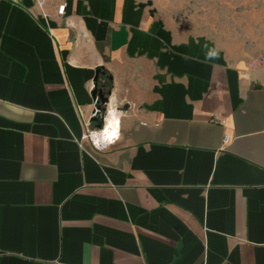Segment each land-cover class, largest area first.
<instances>
[{
	"label": "crops",
	"instance_id": "crops-1",
	"mask_svg": "<svg viewBox=\"0 0 264 264\" xmlns=\"http://www.w3.org/2000/svg\"><path fill=\"white\" fill-rule=\"evenodd\" d=\"M252 62L141 0H0V264H264Z\"/></svg>",
	"mask_w": 264,
	"mask_h": 264
},
{
	"label": "rangeland",
	"instance_id": "rangeland-1",
	"mask_svg": "<svg viewBox=\"0 0 264 264\" xmlns=\"http://www.w3.org/2000/svg\"><path fill=\"white\" fill-rule=\"evenodd\" d=\"M141 1L200 35L242 44L253 64H264V0Z\"/></svg>",
	"mask_w": 264,
	"mask_h": 264
},
{
	"label": "water",
	"instance_id": "water-1",
	"mask_svg": "<svg viewBox=\"0 0 264 264\" xmlns=\"http://www.w3.org/2000/svg\"><path fill=\"white\" fill-rule=\"evenodd\" d=\"M106 74L102 69H98L96 71V76L94 78V89L91 93L92 100L96 104L95 113L96 117L93 118L92 122L96 125V130L101 131L105 126L104 116L108 114L109 105H110V97L112 95L111 91H107L104 86L100 84V78L104 77Z\"/></svg>",
	"mask_w": 264,
	"mask_h": 264
},
{
	"label": "built area",
	"instance_id": "built-area-1",
	"mask_svg": "<svg viewBox=\"0 0 264 264\" xmlns=\"http://www.w3.org/2000/svg\"><path fill=\"white\" fill-rule=\"evenodd\" d=\"M40 7L42 8V4H40ZM65 10H66V5H63L61 7H59L58 9V14L60 16H64L65 15ZM263 63H264V60H263ZM261 65V64H260ZM261 66H264L261 65ZM96 105V104H95ZM97 115V114H96ZM109 115V112L107 114V116ZM106 118H104L105 120V125H106ZM120 121V120H119ZM120 127H121V123L119 124V130H118V133H117V136L116 137H113L112 139L110 140H102L101 139V131H98V130H94V131H89L86 136L84 137V139H87L91 142V144L93 145V147L97 150V151H103V150H106L108 147L112 146L115 144L116 141H118L119 137H120ZM105 128V126H104ZM103 128V129H104ZM226 143L229 142V138H226Z\"/></svg>",
	"mask_w": 264,
	"mask_h": 264
},
{
	"label": "bare ground",
	"instance_id": "bare-ground-1",
	"mask_svg": "<svg viewBox=\"0 0 264 264\" xmlns=\"http://www.w3.org/2000/svg\"><path fill=\"white\" fill-rule=\"evenodd\" d=\"M119 124L120 121L116 116V112L114 109H112L106 118L105 128L101 131V139L110 140L113 137H116L119 130Z\"/></svg>",
	"mask_w": 264,
	"mask_h": 264
},
{
	"label": "clouds",
	"instance_id": "clouds-1",
	"mask_svg": "<svg viewBox=\"0 0 264 264\" xmlns=\"http://www.w3.org/2000/svg\"><path fill=\"white\" fill-rule=\"evenodd\" d=\"M212 55H215V53H212Z\"/></svg>",
	"mask_w": 264,
	"mask_h": 264
},
{
	"label": "flooded vegetation",
	"instance_id": "flooded-vegetation-1",
	"mask_svg": "<svg viewBox=\"0 0 264 264\" xmlns=\"http://www.w3.org/2000/svg\"><path fill=\"white\" fill-rule=\"evenodd\" d=\"M104 116H106V114Z\"/></svg>",
	"mask_w": 264,
	"mask_h": 264
}]
</instances>
